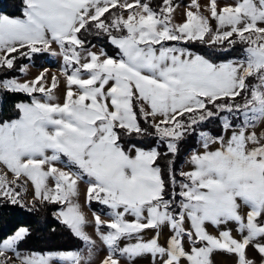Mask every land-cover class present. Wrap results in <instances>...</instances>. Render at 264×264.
<instances>
[{
    "label": "snow or ice",
    "instance_id": "obj_1",
    "mask_svg": "<svg viewBox=\"0 0 264 264\" xmlns=\"http://www.w3.org/2000/svg\"><path fill=\"white\" fill-rule=\"evenodd\" d=\"M25 5L22 18L0 15V70H13L18 58L52 52L56 43L61 51L52 55L62 57L66 91L63 103L53 102L58 78L49 87L46 69L31 81L0 79V92L30 97L17 104L18 118L0 123V166L15 177L8 181L0 171V197L20 203L17 188L31 182L35 199L59 205L57 218L91 247L77 202L83 182L85 202L109 209L105 214L111 217L105 224L94 214L97 228L108 230L100 234L109 249L101 264L142 255L153 264H213L215 251L235 255L236 264H255L249 247L264 264V130H254L264 121V0L223 7L210 0V17L192 0L187 7L196 11L188 10L180 24L173 23V0H160L156 8L151 0H25ZM210 18L217 21L215 30ZM87 34L107 36L116 54L89 51ZM168 42H199L223 51L242 44L244 56L214 62ZM18 71L26 73L27 66ZM214 118L221 119V132L213 137L200 131L205 150L191 154L192 170L172 169L167 180L156 163L162 155L157 148L133 144L126 150L121 143L122 137L151 135L166 147L163 155L175 156L181 140ZM207 223H236L241 238L230 229L214 236ZM165 227L171 235L161 244ZM150 229L157 230L154 237L143 240L141 233ZM27 235L20 228L0 241V264H9L6 252L21 264H50L54 258L81 264L79 250L21 256L16 246ZM133 239L120 247L121 240Z\"/></svg>",
    "mask_w": 264,
    "mask_h": 264
},
{
    "label": "trees",
    "instance_id": "obj_2",
    "mask_svg": "<svg viewBox=\"0 0 264 264\" xmlns=\"http://www.w3.org/2000/svg\"><path fill=\"white\" fill-rule=\"evenodd\" d=\"M159 4L156 3V0H151V6L153 8H156ZM25 6V0H0V15L22 18ZM112 11H115V9ZM105 15L107 16L108 14L106 13ZM89 42L93 46L99 45L110 56L116 54V49L108 42L107 36L101 35L97 38L94 37ZM178 46L185 47L193 53L204 55L214 62H226L232 59L242 58L244 56L243 48L245 47L242 44H236L230 50L223 51L218 46L209 47L199 42H179ZM49 59L48 53L34 54L31 60L23 59V61L21 58H18L16 68L7 71L0 70V79L6 76L19 78L22 76L18 71L20 66L29 62L35 67H42ZM21 102H30V97L25 93L0 92V123L19 117L20 113L16 106ZM223 115L225 114L222 113L221 116ZM232 122L238 123V121ZM221 124L222 121L220 118H214L199 125L196 134H189L180 141L178 152L175 156L171 154L167 156L163 155L167 151L166 147L151 135L122 137L121 143L126 150L131 148L133 144L145 150L157 148L162 155L156 163L165 171V179L167 180L169 171L172 169L177 173L182 171V165L187 159V156L202 146L198 133L204 131L214 137L221 132ZM141 125L147 128L149 133L153 131L143 120H141ZM169 161H172L171 168H169ZM179 179L180 177L177 175V180ZM57 209L58 206L53 203H39L37 201L28 206H19L12 204L10 201L0 199V241L12 237L20 228H26L28 235L21 242L20 246L28 252H64L79 248L81 244L76 245V241L79 243V240L75 238L67 226L56 218L55 213Z\"/></svg>",
    "mask_w": 264,
    "mask_h": 264
},
{
    "label": "rangeland",
    "instance_id": "obj_3",
    "mask_svg": "<svg viewBox=\"0 0 264 264\" xmlns=\"http://www.w3.org/2000/svg\"><path fill=\"white\" fill-rule=\"evenodd\" d=\"M129 2H134V0H129ZM175 5H177L176 10L173 14V23L175 24H180L185 22L186 20V12L188 10L196 11L195 8L189 9L187 5L192 3V0H174L173 1ZM199 4L201 5L200 11L205 15L210 17V13L206 11V7L208 6L210 0H198ZM156 3H160V0H156ZM236 3V0H219V6L223 7L225 4H231L234 5ZM125 16H127V11H125ZM210 24L213 30L216 29L217 27V21L214 19L210 18ZM264 27V25H262ZM97 38L98 36L92 35V34H87L86 35V40L87 44L85 45L86 48H88L89 51L93 52H99L103 50L99 45H91L89 40L91 38ZM95 42V41H94ZM97 42V41H96ZM169 44H176L177 46L179 45V42H168ZM52 52L59 53L61 50L56 43H52L51 45ZM52 52H45L49 54V61L45 63L42 67H35L31 63L27 62L25 60V65L27 66V72L26 73H21V77L17 78L20 82H26V81H31L35 79L41 72H43L45 69L47 70V79H48V85L49 87L51 86L52 82V77L55 76L58 78V87L53 90V95H54V103H63L64 102V96H65V91H66V78L61 71L62 65H63V60L62 57L59 55H52ZM196 54V53H195ZM26 59V58H21V60ZM24 61V60H23ZM24 63V62H23ZM36 96H42V94H35ZM159 119V118H158ZM256 129H254L258 134H262V130H264V121H259L258 124L256 125ZM252 130V129H250ZM218 145H213L212 148L214 149ZM205 149L203 146H201L197 151L200 153H203ZM133 154H135L133 152ZM190 158L191 154L187 156V159L185 160L184 164L182 165V171H190L193 168V165L190 163ZM63 159V158H62ZM57 167H64L62 164H57ZM64 170H69L68 168H64ZM0 171H5L7 172V180L12 181L15 179L14 175L8 171L7 169L3 168L0 166ZM21 180L24 179L23 177L20 178ZM49 187L53 186V182L49 180L48 182ZM80 188V195L77 199V202L81 205V210L86 218V223L84 225V232L91 238V240L94 242L93 246L87 245L83 240L77 238L74 233L73 235L75 236L76 239L79 240V243L76 241V245L81 244V246L75 250H79L82 254L83 259L81 260V264H101V262L107 258L109 255V249L106 246V244L103 242L101 239V232L106 233L108 230L106 228H97L94 220V214L99 213L101 216V220L107 224L111 221V217L109 215H106L109 211V209L101 206L100 204L96 203L95 201L91 202V204H87L85 202V189L86 186L83 184V182H80L79 184ZM17 191L20 192L21 194V200L20 203H17V205L21 206H28L30 204H33L34 202H39V203H45L42 199L36 200L35 199V190H34V185L29 182L27 185V188H21L18 187ZM1 200H7L6 198L0 197ZM57 205V204H55ZM58 208L60 207L57 205ZM248 209L246 207L242 208V212H246ZM57 213V212H56ZM55 213V216L57 218V215ZM58 219V218H57ZM128 219H132L131 217H128ZM60 222L61 220L58 219ZM207 231L214 235V236H219L220 231H223L225 229H230L232 231V235L240 239L241 235L237 231V224L236 223H227L220 225L219 227L213 226L211 223L206 224ZM26 229V228H25ZM28 231V230H27ZM157 230H146L143 233H141V236L143 240L148 241L151 238L154 237L155 233ZM170 230L165 227L160 234L159 240L161 244H165L167 240L170 238ZM25 239V238H24ZM23 239V240H24ZM21 240L18 242L16 246V251L19 252L21 256H29L31 254H42V255H48V254H55L58 253H63V252H46V253H35V252H28L23 249L22 246H20ZM136 240L133 239L131 241L128 240H121L120 241V247H124L128 243H135ZM72 250V251H75ZM67 252V251H64ZM248 257L251 260L255 261V264H262L261 261V256L251 247L247 250ZM5 256L9 258V264H21V261L13 255L12 252H6ZM0 259H3L0 257ZM213 264H236V256L233 254H229L226 252L222 251H215L212 256H211ZM50 264H66V262L59 260L57 258H54L53 260L50 261ZM120 264H153L152 257L149 255H142L139 257H136L134 259H127L124 257L120 258Z\"/></svg>",
    "mask_w": 264,
    "mask_h": 264
},
{
    "label": "crops",
    "instance_id": "obj_4",
    "mask_svg": "<svg viewBox=\"0 0 264 264\" xmlns=\"http://www.w3.org/2000/svg\"><path fill=\"white\" fill-rule=\"evenodd\" d=\"M260 26H262V25H260ZM256 128H257V127H256ZM256 128H255V129H256ZM228 135H229V136L231 135V132H230V131L228 132Z\"/></svg>",
    "mask_w": 264,
    "mask_h": 264
}]
</instances>
